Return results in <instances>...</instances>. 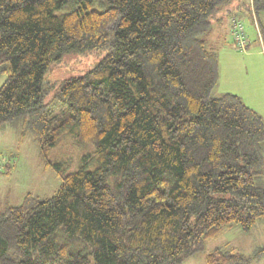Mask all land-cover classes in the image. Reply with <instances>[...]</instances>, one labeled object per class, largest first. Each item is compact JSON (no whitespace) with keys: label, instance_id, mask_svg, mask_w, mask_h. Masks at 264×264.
<instances>
[{"label":"trees","instance_id":"obj_1","mask_svg":"<svg viewBox=\"0 0 264 264\" xmlns=\"http://www.w3.org/2000/svg\"><path fill=\"white\" fill-rule=\"evenodd\" d=\"M235 1L0 0V126L32 135L61 179L0 206V264H183L264 219V123L213 93L209 35L230 17L231 37ZM249 2L264 53V0ZM75 54L98 62L52 86L46 73ZM68 131L94 150L64 173L48 153ZM261 257L226 246L205 261Z\"/></svg>","mask_w":264,"mask_h":264},{"label":"rangeland","instance_id":"obj_2","mask_svg":"<svg viewBox=\"0 0 264 264\" xmlns=\"http://www.w3.org/2000/svg\"><path fill=\"white\" fill-rule=\"evenodd\" d=\"M234 4L239 6L235 14L243 22L244 32L250 43L245 50L233 45L229 35L230 17H224L214 28L209 41L219 53V64L218 81L213 93L229 92L238 95L264 123V53L249 11V0H236ZM257 18L260 27L264 28V11H260ZM97 62L98 56L94 57L92 54L65 57L61 65H54L46 73L47 81L52 86H57L66 78L82 75ZM5 78V75L0 76V86ZM52 91L53 89L51 93ZM73 137L72 131L65 132L59 143L48 153L50 160L61 163L64 173L75 171L82 158L92 154L94 150L91 142L78 145ZM94 165L91 164L89 169ZM60 183V177L53 170L44 169L38 143L32 135L21 138L8 123L0 126V206L17 205L26 193L39 198L51 197ZM226 246L245 256L263 248L264 219L257 220L247 232L235 226L219 237L206 241L203 249L188 257L183 264H206L205 255L215 248ZM250 264H264V257L255 259Z\"/></svg>","mask_w":264,"mask_h":264},{"label":"built area","instance_id":"obj_3","mask_svg":"<svg viewBox=\"0 0 264 264\" xmlns=\"http://www.w3.org/2000/svg\"><path fill=\"white\" fill-rule=\"evenodd\" d=\"M256 29H257V26H256ZM231 40H232L233 44L235 45V47L240 49V50H245L250 43L247 35L244 32V27H243L242 22H240L237 19L232 20ZM260 42H261V40H260Z\"/></svg>","mask_w":264,"mask_h":264}]
</instances>
